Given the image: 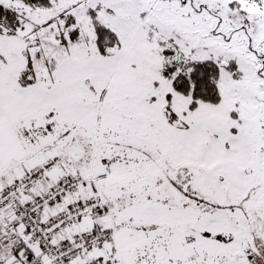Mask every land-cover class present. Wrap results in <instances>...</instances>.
I'll list each match as a JSON object with an SVG mask.
<instances>
[{
	"label": "snow or ice",
	"instance_id": "1",
	"mask_svg": "<svg viewBox=\"0 0 264 264\" xmlns=\"http://www.w3.org/2000/svg\"><path fill=\"white\" fill-rule=\"evenodd\" d=\"M0 264H264V0H0Z\"/></svg>",
	"mask_w": 264,
	"mask_h": 264
}]
</instances>
